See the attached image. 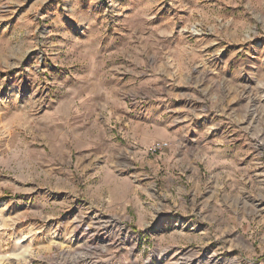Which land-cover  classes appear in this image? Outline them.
Wrapping results in <instances>:
<instances>
[{
  "label": "rangeland",
  "instance_id": "rangeland-1",
  "mask_svg": "<svg viewBox=\"0 0 264 264\" xmlns=\"http://www.w3.org/2000/svg\"><path fill=\"white\" fill-rule=\"evenodd\" d=\"M0 257L264 264V0H0Z\"/></svg>",
  "mask_w": 264,
  "mask_h": 264
},
{
  "label": "crops",
  "instance_id": "crops-1",
  "mask_svg": "<svg viewBox=\"0 0 264 264\" xmlns=\"http://www.w3.org/2000/svg\"><path fill=\"white\" fill-rule=\"evenodd\" d=\"M107 59L105 58V56L101 55L100 57H95L93 60V63L95 65V68H91V72L90 74L94 76L93 78V82H90L91 84L88 86L87 89H91L94 91V95H95V91H100L102 93H105V90H107V86H108V80L106 78L107 76V71H104V66L106 63ZM104 69V70H103ZM100 75V76H99ZM104 75V77H103ZM95 76H99V77H95ZM117 83L121 84L122 81H124V79L122 78H117ZM107 82V83H106ZM116 83V85H117ZM153 83V82H152ZM149 84L150 86L147 88L148 92H153L154 94H156V84ZM157 86V85H156ZM144 88H137L138 94H142V92H144L145 90H142ZM103 97L102 94H100V97H93L92 101L100 99ZM96 104H99L100 102H95ZM137 106H140V108H148V111L145 115L148 116V122L150 124H152V126L155 127V125L158 123V119L160 118V115L163 114V112H165L164 110H167V112H169V110L167 109L168 104L166 102H134ZM193 105H195L194 103L196 102H190ZM104 104V103H103ZM108 106V105H107ZM166 108H164V107ZM141 111V110H140ZM141 113H143V111H141ZM183 115L186 116V119L191 120L194 118V116L196 115L194 113V111L191 112V110H188L187 112H185ZM197 122V121H196ZM154 124V125H153ZM192 130H188V132H186V134H188V136H192L193 135H197L199 137H201V134H198V132L195 131H199V128H191ZM195 133V134H194ZM197 133V134H196ZM172 135L168 136V139H170L169 137H171ZM152 139H154V137H152ZM151 139V140H152ZM152 142H159L158 140L156 141H151ZM164 154V158L162 160V158L158 157L157 158V162L158 161H163L161 162L163 166H167L168 168H174L175 166H179L180 164L182 165L184 163V161L186 160L184 158V155H188V156H196L195 159H193L194 163H196V161H198V155H207L208 159H209V165L210 166H218L220 167L219 169H222L221 167L226 166V164H228L229 161V157L227 154L226 150H221L219 148H216L215 150L212 151H208V148H206L205 146H199V147H174V148H166L164 150L163 153ZM176 155L178 158H174L173 156Z\"/></svg>",
  "mask_w": 264,
  "mask_h": 264
},
{
  "label": "built area",
  "instance_id": "built-area-1",
  "mask_svg": "<svg viewBox=\"0 0 264 264\" xmlns=\"http://www.w3.org/2000/svg\"><path fill=\"white\" fill-rule=\"evenodd\" d=\"M166 147H167V144H165V143H156L150 149V153H157Z\"/></svg>",
  "mask_w": 264,
  "mask_h": 264
},
{
  "label": "bare ground",
  "instance_id": "bare-ground-1",
  "mask_svg": "<svg viewBox=\"0 0 264 264\" xmlns=\"http://www.w3.org/2000/svg\"><path fill=\"white\" fill-rule=\"evenodd\" d=\"M8 259V257H0V262ZM20 259H26V257L23 255L20 257Z\"/></svg>",
  "mask_w": 264,
  "mask_h": 264
}]
</instances>
